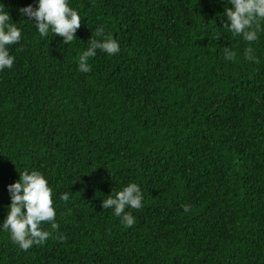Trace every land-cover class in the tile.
Here are the masks:
<instances>
[{
  "label": "trees",
  "instance_id": "1",
  "mask_svg": "<svg viewBox=\"0 0 264 264\" xmlns=\"http://www.w3.org/2000/svg\"><path fill=\"white\" fill-rule=\"evenodd\" d=\"M225 3L71 0L82 22L64 45L21 15L35 0H0L22 29L0 72V220L7 186L39 170L58 224L27 251L0 232V264H264V33L233 37ZM100 25L121 50L82 73ZM130 182L144 202L129 228L102 200Z\"/></svg>",
  "mask_w": 264,
  "mask_h": 264
},
{
  "label": "clouds",
  "instance_id": "2",
  "mask_svg": "<svg viewBox=\"0 0 264 264\" xmlns=\"http://www.w3.org/2000/svg\"><path fill=\"white\" fill-rule=\"evenodd\" d=\"M26 16L41 37L49 32L63 37L64 45L77 39L76 32L81 26V15L71 6V0H35V6L29 4L19 9ZM223 16L227 22L223 28L228 29L233 37H239L249 45L254 44L264 33V0H226ZM221 33H217L216 39ZM22 38V29L13 21L8 9L0 4V72L13 67L14 55L10 54L11 45L18 44ZM88 46L79 56L78 68L82 73L91 71L88 63L97 55V50L109 56L121 50L120 41L111 34H106L103 25L95 28V35L88 40ZM244 58L256 61L254 47L244 49ZM224 59L234 62L236 53L225 47ZM11 203L7 205L6 218L0 220V232H7L11 241L21 250L27 251L33 245L44 244L50 231L44 230V223L57 229V209L53 203V189L44 173L39 170L19 172V179L7 186ZM65 204L69 201L67 192L60 195ZM144 194L139 184L130 182L122 189H112L110 195L102 200L103 209L111 210L125 227H133L135 217L126 209L139 210L143 207ZM184 211H190L185 205Z\"/></svg>",
  "mask_w": 264,
  "mask_h": 264
}]
</instances>
